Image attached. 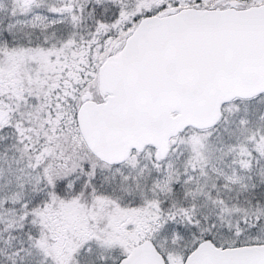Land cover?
Returning <instances> with one entry per match:
<instances>
[{
    "label": "snow or ice",
    "instance_id": "snow-or-ice-1",
    "mask_svg": "<svg viewBox=\"0 0 264 264\" xmlns=\"http://www.w3.org/2000/svg\"><path fill=\"white\" fill-rule=\"evenodd\" d=\"M0 264H264V0H0Z\"/></svg>",
    "mask_w": 264,
    "mask_h": 264
}]
</instances>
